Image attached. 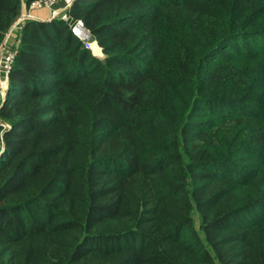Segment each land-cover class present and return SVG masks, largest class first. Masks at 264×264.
Here are the masks:
<instances>
[{
    "label": "trees",
    "instance_id": "16d2710c",
    "mask_svg": "<svg viewBox=\"0 0 264 264\" xmlns=\"http://www.w3.org/2000/svg\"><path fill=\"white\" fill-rule=\"evenodd\" d=\"M227 1L76 0L26 21L0 105V264H264V52L203 82L190 53L264 18V0ZM21 6L0 0V45Z\"/></svg>",
    "mask_w": 264,
    "mask_h": 264
},
{
    "label": "rangeland",
    "instance_id": "374dc122",
    "mask_svg": "<svg viewBox=\"0 0 264 264\" xmlns=\"http://www.w3.org/2000/svg\"><path fill=\"white\" fill-rule=\"evenodd\" d=\"M22 1V0H21ZM26 3V0H23ZM220 4H222L220 2ZM226 4H228V1L226 0ZM61 4L58 5V7ZM72 6H70L67 10V13H69V9ZM40 10V9H39ZM238 7H236V11L237 12ZM264 12V11H263ZM65 11H63V13L61 14L64 15ZM262 14V11L260 12ZM216 14L214 12H210L209 13V20L210 22H213L214 18H215ZM237 17V16H236ZM60 18H63L60 17ZM258 17L255 16H251L250 18H248L247 23L243 30H244V36L239 38L237 37L236 39H232V40H225L224 42H222L219 46H217L216 48H214L210 53H207V49L205 48L206 45H204L205 43H207L209 41V38L207 39L206 42H199V46L197 47H192L191 48V52L197 53L198 54V58L196 63V68L198 70V75L200 76V79L202 78L203 82V78H205L207 76V71L208 70H213L215 71L217 64H219V62H223L224 64L230 62L232 60V58H242L243 56H245L247 53V49H255V52L257 50L258 53H253L255 54L257 57L261 56V54L264 52L261 48H257L258 46V41H260L257 37V33H262V31L264 32V18L262 19H257ZM64 19V18H63ZM68 20V19H66ZM253 22V23H252ZM76 23V22H74ZM74 23H72L71 25L73 26ZM251 23V24H250ZM250 24V25H249ZM16 31V29H14ZM13 31V30H12ZM20 31V30H18ZM205 32V31H204ZM204 32H202V39H203V34ZM257 32V33H256ZM8 39L10 38V34H8ZM13 38V36H12ZM12 38L10 40H12ZM5 39V38H4ZM201 39V40H202ZM18 40V37L17 39ZM218 40V39H217ZM4 41V40H3ZM17 42L18 41H14L12 44L10 43V41L7 42L8 47L12 50H18L17 48ZM96 42V41H95ZM216 42V41H215ZM15 43V44H14ZM94 42H92L93 44ZM90 44V48L92 49ZM98 44V43H97ZM19 45V42H18ZM99 45V44H98ZM249 47V48H247ZM93 51V49H92ZM94 54L96 56H98L101 59H104L106 57L102 47L99 45V50L97 52L93 51ZM251 53H249L250 55ZM254 55V56H255ZM195 61V59H194ZM249 65L248 66V70L249 68H251V66H254V62L248 61L247 62ZM256 63V62H255ZM257 63H260V65L262 64V62L257 61ZM247 65L243 66V68H241V70H247ZM259 70V69H258ZM251 71V70H250ZM259 71H257L258 73ZM255 85L259 86L261 84V81H255L254 82ZM7 88H8V83L6 84L4 81L2 82V84H0V105L2 104V102L4 101L5 97H6V93H7ZM256 89H254L252 92L251 91H245L246 93V103H248L250 106H257L256 103L254 102V100H256V97H259L261 93L255 91ZM260 107H263V104L259 103ZM202 113V112H201ZM201 115V114H199ZM214 116V115H213ZM208 121L212 120L210 116L205 117ZM200 216L198 213H195V225L196 227H199L200 224Z\"/></svg>",
    "mask_w": 264,
    "mask_h": 264
},
{
    "label": "built area",
    "instance_id": "2783aa9c",
    "mask_svg": "<svg viewBox=\"0 0 264 264\" xmlns=\"http://www.w3.org/2000/svg\"><path fill=\"white\" fill-rule=\"evenodd\" d=\"M75 1L76 0H33L28 5L22 0L20 14L12 24L11 28L5 36L4 41L0 45V84H2L3 81L6 84L8 83L9 73L13 67L18 52L16 49L12 50L8 47V34H10L13 29L21 30L26 21L28 20H38L35 11L39 9H49L51 11V17L53 18L63 16L64 19H69V14L67 13V10L70 6L74 4ZM59 4L61 5L58 7ZM63 11H65V13L61 16ZM79 26L83 27L85 31L89 32V30L84 26L82 20H77L76 23H74V25L72 26L73 32L78 38L85 42L88 48H90V44H92V41H90L88 37H83L78 32L77 29Z\"/></svg>",
    "mask_w": 264,
    "mask_h": 264
},
{
    "label": "crops",
    "instance_id": "0c3cea01",
    "mask_svg": "<svg viewBox=\"0 0 264 264\" xmlns=\"http://www.w3.org/2000/svg\"><path fill=\"white\" fill-rule=\"evenodd\" d=\"M35 14L38 18V20H50L52 19L51 17V11L49 9H40V10H37L35 11ZM20 35H21V32L18 31V30H14L10 33V38L8 39V41H10V43L12 44L14 41H18L20 40ZM13 36V38H12ZM18 37V40H16ZM12 38V40H10ZM18 42H17V45H18ZM15 44V43H14Z\"/></svg>",
    "mask_w": 264,
    "mask_h": 264
},
{
    "label": "bare ground",
    "instance_id": "6f19581e",
    "mask_svg": "<svg viewBox=\"0 0 264 264\" xmlns=\"http://www.w3.org/2000/svg\"><path fill=\"white\" fill-rule=\"evenodd\" d=\"M78 32L83 36V37H88L89 36V32L85 31L83 27L79 26L78 27ZM93 51L97 52L99 50V45L97 44V42H94L92 45H91Z\"/></svg>",
    "mask_w": 264,
    "mask_h": 264
},
{
    "label": "water",
    "instance_id": "95a60500",
    "mask_svg": "<svg viewBox=\"0 0 264 264\" xmlns=\"http://www.w3.org/2000/svg\"><path fill=\"white\" fill-rule=\"evenodd\" d=\"M52 19H53V17H52ZM89 33H90V32H89ZM88 39H89L90 41H92V42H95V41L93 40V36H92L91 34H89Z\"/></svg>",
    "mask_w": 264,
    "mask_h": 264
}]
</instances>
